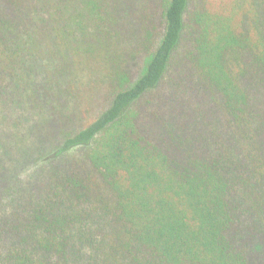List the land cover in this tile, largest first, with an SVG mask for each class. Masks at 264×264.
<instances>
[{"label":"trees","instance_id":"16d2710c","mask_svg":"<svg viewBox=\"0 0 264 264\" xmlns=\"http://www.w3.org/2000/svg\"><path fill=\"white\" fill-rule=\"evenodd\" d=\"M0 264H264V0H0Z\"/></svg>","mask_w":264,"mask_h":264},{"label":"rangeland","instance_id":"374dc122","mask_svg":"<svg viewBox=\"0 0 264 264\" xmlns=\"http://www.w3.org/2000/svg\"><path fill=\"white\" fill-rule=\"evenodd\" d=\"M133 12V11H130ZM91 65V64H89ZM97 66H91L89 69L90 71L85 73V77L83 79L80 78V76H77L75 79L76 81L69 86V90L71 92L70 95H64L65 101H68L67 104L72 105L73 103H79L80 105L86 104V106L89 108L90 112L88 115H95L100 109L104 106H106L108 103L106 100V95L109 91V84L107 82H100L95 87L88 84L89 80L97 82V80L103 78V74L100 71H98L96 74L93 73L91 70L97 69ZM90 100H86V99ZM63 99V100H64ZM60 101H62L61 98H59ZM85 104L82 103L85 101ZM67 104L65 103V108H67ZM23 174H25L23 172Z\"/></svg>","mask_w":264,"mask_h":264}]
</instances>
